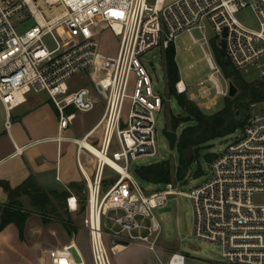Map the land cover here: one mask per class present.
I'll list each match as a JSON object with an SVG mask.
<instances>
[{"label": "built area", "instance_id": "2783aa9c", "mask_svg": "<svg viewBox=\"0 0 264 264\" xmlns=\"http://www.w3.org/2000/svg\"><path fill=\"white\" fill-rule=\"evenodd\" d=\"M246 8L255 16L254 27L237 17ZM29 18L35 24L19 31ZM206 23L215 35L211 43L203 36L199 44L210 72L195 89L179 73L175 88L210 109L217 104L216 97L229 95L232 81L218 62L216 49H222L228 64L247 80L264 78V0H0V100L7 113L24 103L29 93L46 92L57 110L61 137L76 111H90L103 103L96 123L74 138L79 148L96 158L92 176L80 164L85 175L83 225L88 231L90 264H112L111 250L123 241L156 251L161 224L153 210L179 194L192 201L194 235L221 247L222 264H264V202L258 200L264 196V113L256 111V103L250 104L241 134L211 160L209 179L189 192L180 190L184 180L176 179L147 193L129 170L131 160L156 155L155 112L164 103L154 93L140 55L170 45L176 51L177 37L185 32L197 42L193 31L202 30ZM58 26L69 34L65 44L54 34ZM102 26L119 37L113 72L95 76V89L72 88L69 79L97 60ZM48 35L54 48L43 41ZM216 75L223 78L224 87ZM126 98L130 107L124 118ZM93 135L100 141L91 144L104 157L85 145ZM115 141L118 147L111 149ZM106 166L115 177L104 189ZM78 200L69 194L68 207L77 210ZM106 235L112 243L118 242L108 247ZM185 259L174 251L167 264H185ZM37 260L39 264H89L75 241L51 248Z\"/></svg>", "mask_w": 264, "mask_h": 264}, {"label": "rangeland", "instance_id": "374dc122", "mask_svg": "<svg viewBox=\"0 0 264 264\" xmlns=\"http://www.w3.org/2000/svg\"><path fill=\"white\" fill-rule=\"evenodd\" d=\"M237 17L248 26L254 27L256 25L255 16L250 8L242 10L237 14ZM34 24L35 21L32 18H29L25 21L21 28H18V30L24 31ZM54 34L63 44H65L66 40L69 38L67 30L63 26L56 27L54 29ZM193 35L199 39L197 42H194L190 35L186 32L177 37L175 59L181 78L187 86L195 89L197 81L206 77L210 72L199 43L203 36H206L211 43L215 33L212 26L209 23H206L202 30H194ZM98 39L99 48L95 64L86 71L78 73L69 79L68 83L72 88L86 86L88 88L95 89V76L101 77L112 74L119 46V37L115 35L108 26H102L98 34ZM43 41L49 48H54L56 45L50 35L45 36ZM163 51L164 50L161 47H154L140 55V61L147 69L151 78L154 93L159 94L164 101L161 110L155 112L156 155L141 156L135 160H131L129 165V170L134 174L137 183L147 193L160 188L161 184L148 182L142 179L135 173V169L138 166L162 160H167L170 163L177 165L179 160L177 146L175 145L174 148L170 147L169 141L164 134V130H173L170 126L171 116L185 115L175 96L169 94L168 92L163 64ZM191 64H193V66H191ZM216 77L220 85L224 87L225 81L223 78L220 75H216ZM135 78V75L132 74L131 83L134 82ZM216 98L217 104L210 109L204 107L201 102H198L197 104L203 111L213 112L221 109L224 105L223 97ZM99 105L100 108L101 106L103 107L102 102L99 103ZM129 107L130 99L126 98L123 109L124 118L127 117ZM255 107L256 111L264 113V101L257 102ZM90 114L89 117L83 119L82 115L84 114H82V111H76L71 125L63 131V134L80 136L98 120L95 111L90 112ZM192 123V120L182 122L176 129L177 134H180L184 126ZM240 134L241 129L238 128L229 135L212 140L208 147L201 149L197 161H194L191 165L190 173L178 186L179 189L184 192H189L194 186L209 179L211 176V161L206 158V155L221 152L235 140L236 136ZM117 147L118 144L115 141L111 149H115ZM74 148H76V146H74ZM87 158L88 157L85 154L81 155L83 162H86ZM198 168H200L202 172L200 175L196 176L194 173ZM104 175L106 178L104 180V189H106L112 182V179H114L115 172L106 166ZM54 189L59 191L66 190V188L59 186ZM83 190L78 191L79 195L77 194L79 197L78 201H80L78 203L77 210H71L68 207L67 197L70 192L67 190L68 194L65 199L55 200L53 198L57 208V210L53 213H40L30 205L29 198L27 196H23L22 200L24 202L25 209L31 212V225L32 228H34L32 230L33 232H31L32 238H37L45 245L54 246H61L71 241H76L80 252L86 259H88L90 254L88 231L83 225V218L86 214L87 203L86 193ZM258 200L264 202V196L259 197ZM153 212L161 224V234L158 246L161 245L165 249L171 248L174 251L183 253L187 259L186 264H202L203 262L222 264L221 247L216 243L197 238L194 235V207L189 196L186 194L171 195L165 205L154 208ZM44 217H48V219L44 221ZM108 225L111 224L108 223ZM35 227L40 229L35 232ZM73 227H76L77 230L72 231ZM72 251L76 261H80L81 258L78 253L74 249H72Z\"/></svg>", "mask_w": 264, "mask_h": 264}, {"label": "crops", "instance_id": "0c3cea01", "mask_svg": "<svg viewBox=\"0 0 264 264\" xmlns=\"http://www.w3.org/2000/svg\"><path fill=\"white\" fill-rule=\"evenodd\" d=\"M92 111L96 112L99 119L103 107L97 104L94 109L82 112V118L89 117ZM89 129L80 136L64 135V129L59 137L58 113L46 92L29 93L27 100L14 107L9 114L0 100V180L6 184V187L0 185V204L8 202L7 187L14 188L29 177H33L37 185L47 190L59 186L66 188L70 194L79 195L73 185H85L84 172L92 176L96 158L87 149L79 148L74 138L82 137ZM87 140L93 144L100 141L94 135ZM82 154L88 157L86 162L82 161ZM83 191L86 193L85 187ZM31 219L29 215L24 239L20 238L14 223L7 224L0 231V264H39L37 257L46 255L49 249L56 247L32 238L34 228ZM39 229L35 227V232ZM105 240L108 247L118 242L112 243L107 235ZM117 246L111 250L112 264H167L174 252L161 245L156 251L137 243L124 244L121 249ZM87 261L91 263L90 254Z\"/></svg>", "mask_w": 264, "mask_h": 264}, {"label": "trees", "instance_id": "16d2710c", "mask_svg": "<svg viewBox=\"0 0 264 264\" xmlns=\"http://www.w3.org/2000/svg\"><path fill=\"white\" fill-rule=\"evenodd\" d=\"M215 53L225 75L236 85L237 93L233 96H226L221 109L205 112L195 101L189 99L186 93L176 91L175 83L179 78V69L175 59L176 51L173 45L163 51L168 92L175 96L185 113V115L171 116L170 126L176 131L182 122L192 120L193 123L184 126L178 135L176 146L179 160L177 165L162 160L138 166L135 173L142 179L158 184L176 179L184 180L190 173L192 163L197 161L201 149L208 147L212 140L229 135L242 127L250 104L264 101V78L247 80L230 64H225L222 49H216ZM215 156V153H210L206 155V158L211 161ZM201 172V169L198 168L194 175L198 176ZM73 186L76 187L77 191H82L85 187L84 184ZM7 190L8 202L0 204V231L7 224L14 223L21 239H24L26 220L30 215V211L25 209L22 200L23 195L29 198L30 205L40 213H53L57 210L53 198L62 200L68 194L67 189L63 191L47 190L37 185L33 177L27 178L14 188L7 187ZM47 219L48 217L43 218L44 221ZM76 230L77 228L73 227L72 231Z\"/></svg>", "mask_w": 264, "mask_h": 264}, {"label": "water", "instance_id": "95a60500", "mask_svg": "<svg viewBox=\"0 0 264 264\" xmlns=\"http://www.w3.org/2000/svg\"><path fill=\"white\" fill-rule=\"evenodd\" d=\"M224 42H222V47H224ZM225 64H228V60H225ZM237 93V87L234 84V82H230V89H229V96H233ZM164 134L166 135L168 141H169V145L171 148H174L177 142V138H178V134L175 130H171V129H165L164 130ZM0 185L6 187V184L0 180ZM125 244H128L126 241H123Z\"/></svg>", "mask_w": 264, "mask_h": 264}, {"label": "bare ground", "instance_id": "6f19581e", "mask_svg": "<svg viewBox=\"0 0 264 264\" xmlns=\"http://www.w3.org/2000/svg\"><path fill=\"white\" fill-rule=\"evenodd\" d=\"M84 142H85V145H86L90 150H92L94 153H96V154H98V155L104 157L103 154L100 152V150H99L97 147H95L94 145H92V144H91L90 142H88V141H84ZM117 248H118V249H121V248H122V245H121V244L118 245Z\"/></svg>", "mask_w": 264, "mask_h": 264}]
</instances>
